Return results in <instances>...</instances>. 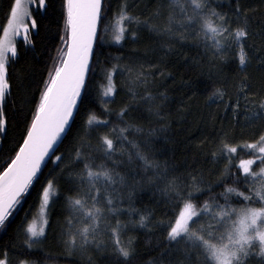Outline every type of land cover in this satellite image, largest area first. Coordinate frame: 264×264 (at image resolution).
I'll list each match as a JSON object with an SVG mask.
<instances>
[{"label":"snow or ice","instance_id":"1","mask_svg":"<svg viewBox=\"0 0 264 264\" xmlns=\"http://www.w3.org/2000/svg\"><path fill=\"white\" fill-rule=\"evenodd\" d=\"M7 2L0 26V230L12 227L18 210L35 193L42 199L44 218L38 226L25 213L18 231L26 249L41 245L51 230L48 206L60 197L63 185L65 253L105 249L107 234L114 264H132L133 242L120 238L128 227L120 217L132 215L123 207L124 192L130 202L138 187L148 186L177 208L170 219L156 224L164 229L168 264H264V128L247 139L236 132L249 127L241 119L264 121V86L257 92L248 76L252 33L243 0H229L228 11L217 0H157L147 19L133 14L139 0H117L115 13L111 0ZM57 16L63 34L51 66L40 79L14 85L10 69L20 55L17 39L34 49ZM145 30L159 38L164 56L189 40L208 56L207 102L235 121L221 127L211 150L212 159L223 164L219 194L203 173L176 175L175 168L156 158L151 137L164 131L163 126L145 127L137 122L142 116L131 122L126 118L142 102L164 124L161 107L169 97L163 91L154 94L150 86L157 74L165 75L159 63L137 55L99 67L97 52L109 35L112 44L123 47L129 39L138 42V33ZM255 59L264 68V55ZM230 63L239 78L225 72ZM98 75L103 84L93 90ZM25 87L33 91L22 95ZM121 92L133 103L110 109ZM94 98L103 118L88 107ZM113 115L116 120L109 118ZM137 215L140 227L150 226V213ZM9 252L0 249V264H38L13 260Z\"/></svg>","mask_w":264,"mask_h":264},{"label":"trees","instance_id":"2","mask_svg":"<svg viewBox=\"0 0 264 264\" xmlns=\"http://www.w3.org/2000/svg\"><path fill=\"white\" fill-rule=\"evenodd\" d=\"M130 2H135V0H130ZM217 2L224 5L223 11L229 10L227 7L229 0H217ZM111 4L113 13H115L117 0H111ZM243 5L249 9L247 13L249 16L248 30L252 33L248 38V44L251 46L248 49L249 55L252 57V62L248 66V76L254 90L259 92L264 86V68L255 57L264 55V0H243ZM156 6L157 0H139L133 14L140 15L141 19H147L149 14L155 11ZM7 7V0H0V26L5 23ZM62 34L63 22L57 16L50 19L46 33L42 34V39L36 40L34 49L24 46L22 39H17V49L20 55L10 69L14 85H27L32 80H38L45 75V69L51 66L52 59L57 55L56 49L61 47L60 36ZM107 39L109 42L103 43L97 52L99 67H110L114 58L124 60L129 56L138 55L147 57L149 61L158 62L165 73L164 76L157 74L150 85L154 94L163 91L169 97L161 107V111L165 114L164 124L161 125L154 116H151L147 111V106L142 102L134 104V110L126 117L131 122L142 116L144 118L137 122L145 127L159 129L163 126L165 128L164 131H158L154 137H151L156 158L162 163L167 162L170 168H175L176 175L186 176L189 171L203 173L204 179L213 184L214 194L223 192V188L217 184L223 164L212 159L211 150L221 127H231L235 125V121L216 105L210 106L207 102L204 82L208 78L209 59L204 54V50L197 47L195 41L189 40L184 42V46L175 44L172 51L164 56L158 43L159 38L147 30L138 33V42L133 43L129 39L123 47L112 44L110 35ZM235 67L234 63H230L225 68V72L237 79L239 77L235 75ZM102 84L103 80L98 75L93 90L97 85ZM30 91L33 89L25 87L21 94L26 95ZM256 99L259 97L257 96ZM122 103H133L126 92H121L117 103L108 107L118 109ZM88 107L103 118L97 99L94 98L89 102ZM83 116L82 109L81 118ZM109 118L116 120L115 115ZM240 123L249 125L243 129L242 133L240 129H236L237 135L242 134L246 139L264 128V121L259 119H241ZM240 154L244 155L243 152ZM253 167L255 168V165ZM119 170L122 174L127 172V169L123 167ZM47 176L48 173L45 172V177ZM232 186L238 187L240 191L245 190L242 185ZM65 195L67 193L62 185L60 197L48 207V221L51 230L46 232V238L43 239L41 245L31 250L26 249L23 236L18 231L21 221L25 219V213L29 214V220L35 219L41 208L42 199H38L33 193L16 213L12 227L7 232L0 230V249H10L9 255L13 260L29 259L37 261L38 264H114L112 243L107 234L103 237L107 244L105 249L89 248L83 253L78 252L71 256L65 253L61 238V225L66 213L63 199ZM124 200L123 207L130 210L132 215L120 217L121 221L128 225L120 238L121 242H125L128 238H131L133 242L135 256L132 264H153V262L168 264L171 258L164 255L167 250L164 229L157 227L156 224L162 219H170L177 208L165 202L159 191L148 186L138 187L131 194L130 202L128 193L125 191ZM137 213L151 214L149 227H140L136 223Z\"/></svg>","mask_w":264,"mask_h":264},{"label":"rangeland","instance_id":"3","mask_svg":"<svg viewBox=\"0 0 264 264\" xmlns=\"http://www.w3.org/2000/svg\"><path fill=\"white\" fill-rule=\"evenodd\" d=\"M44 215H45V209L41 205V208L39 209L38 214L35 217L38 226L41 224V222H42V220L44 218ZM47 215H48V210H47Z\"/></svg>","mask_w":264,"mask_h":264}]
</instances>
